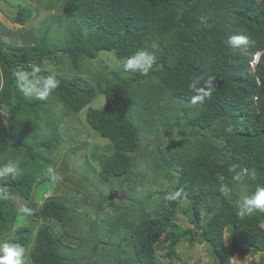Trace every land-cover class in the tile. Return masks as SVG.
Listing matches in <instances>:
<instances>
[{
  "label": "trees",
  "instance_id": "1",
  "mask_svg": "<svg viewBox=\"0 0 264 264\" xmlns=\"http://www.w3.org/2000/svg\"><path fill=\"white\" fill-rule=\"evenodd\" d=\"M58 1L30 0L11 19L24 26L57 9L35 30L38 43L0 35V168L19 161L22 169L15 178L0 176V239L24 217L35 186L52 182L50 167L72 180L56 156L65 143L61 127L88 107L79 122L108 142L99 176L120 179L127 200L71 195L58 180L40 215L62 230L56 234L45 222L34 229L37 218L16 228L10 242L28 249L33 264H160L158 245L173 260L186 243L206 245L213 264L249 254L264 264V211L245 215L239 202L264 188V0ZM236 35L247 44L231 45ZM139 51L155 56L147 75L124 69ZM104 52L123 64L84 79L78 71ZM54 60L78 71L47 72ZM49 78L56 87L46 90ZM207 87L211 96L193 103ZM101 96V106H90ZM142 161L158 177L148 179ZM151 180L162 187L138 196L137 185ZM107 205L115 214L101 221L81 211L90 206L98 216ZM179 213L189 225L178 222Z\"/></svg>",
  "mask_w": 264,
  "mask_h": 264
},
{
  "label": "rangeland",
  "instance_id": "2",
  "mask_svg": "<svg viewBox=\"0 0 264 264\" xmlns=\"http://www.w3.org/2000/svg\"><path fill=\"white\" fill-rule=\"evenodd\" d=\"M28 1L30 0H0V35H2L3 39L7 41H14L16 44L33 45L35 43H38V39L34 35L35 30L38 28V26H40V24L43 23V20L49 13H55L57 9L44 11V14H42L38 18L29 20L24 26L11 22V19L15 15L19 6H25ZM47 1H52L54 3L59 2L58 0ZM63 3L64 1L60 3L59 11H61V6ZM55 20L56 19L54 18V22ZM52 36H54V33H52ZM256 54L257 52L252 56V59ZM100 59L101 60L95 61L89 66H85L83 72H79L76 68L67 69L72 72L78 71V73L84 79L92 80L93 73L95 71L99 72L103 70L104 66L107 65L109 68H114L119 67L123 64L122 62L117 60L114 55L108 54L106 52L101 54ZM85 64L87 65L88 63ZM64 68L65 67L58 65L56 60H54L53 62H48L45 66L47 72H50L52 74L64 73L65 71H67V69L64 70ZM0 82L2 83V81ZM103 102L104 98L103 96H101L100 98L94 100L90 104V106L99 107L103 104ZM60 106L61 105L59 103H56L54 105V108L59 109ZM87 109L88 107L85 108L81 113H79V120H77V118H74L73 120L67 118V122H64L61 127V131L63 132L62 135L65 138V143L63 144L64 147H62L56 153V156L59 159V163L62 162L66 172L70 175H73L72 180H64L61 177L63 189L69 190L70 192H72L71 195L75 196L88 195L90 197H95L100 193H104L110 200H114L116 202H119L120 199L127 200V197L123 194L122 187L118 185V183H120V179L118 183H109L101 179V177L99 176V154L108 151V142L107 140L97 136L95 132H93L89 127H85L82 123L79 122L81 120H85ZM147 142H156L155 144H158L157 141L152 140H143L142 144H145ZM140 167L147 173L148 179L150 177H158L159 175L158 172H156L152 167L150 161H142ZM55 171L58 173L57 170ZM79 179H85L87 184L81 183L80 181H78ZM161 180H164V178H161ZM161 187L162 185L159 182L151 180L144 185H137L136 193L142 198L144 195H147L150 190H152V192L157 191ZM56 190L57 184L50 181L44 183L43 185H37L33 192L32 202L30 201L25 207L26 210L24 217L18 221L16 227L7 235L5 239H0V243H3L5 241L11 242L15 236L16 228H18L22 224H29L32 220H36L38 218V224L34 225V229H37L38 225L44 223L45 219H43L40 215L39 204L43 201V193L52 196V194L56 193ZM91 193L93 194V196L89 195ZM57 194H60V192H58ZM11 199L17 200L18 198L16 195H11ZM245 200L246 196L242 195L239 200L241 206H243ZM187 202V199H185V206ZM93 210L95 209L90 206H83L81 208L82 212L88 213L86 217L88 221L92 219H98V221H101L106 215L112 216L115 214L114 209L112 207H108V205L104 208L103 212H100V214H98V216L94 214V212H92ZM177 219L182 226L189 225L188 219L184 214L179 213ZM48 223L51 226L55 227L56 234L63 228L62 226H60V224H54V222ZM80 223L81 231L88 233V230L90 229L89 223H86V220H83ZM92 234L95 235V230L92 231ZM76 242L78 244V241ZM73 245L76 246V244ZM157 250L158 255L161 256L160 264H213V259L209 254L206 245H204L203 243H196L194 246H189L188 243H186V245H180L177 250L180 257L175 256L173 260L163 256L164 250H162L159 245L157 246ZM26 252L27 264H31L29 250L27 249ZM254 257L255 256H253L252 254L246 256L233 255L232 262L233 264H254Z\"/></svg>",
  "mask_w": 264,
  "mask_h": 264
},
{
  "label": "clouds",
  "instance_id": "3",
  "mask_svg": "<svg viewBox=\"0 0 264 264\" xmlns=\"http://www.w3.org/2000/svg\"><path fill=\"white\" fill-rule=\"evenodd\" d=\"M228 42H230L231 45L233 46H238L242 44H247L248 41L245 36L236 35V36L230 37ZM260 55H261V51H258L255 57L250 60V67L252 71L255 70V66L259 61ZM154 62H155L154 55H152L151 53L147 51H139L134 56L127 59V62L124 64V69L125 71H133V72L139 71L142 75H147L150 69L152 68ZM34 74L36 73L33 72L32 75ZM20 78L25 79L24 76H21ZM55 87H56V81H54L53 79L49 78L45 82L46 90H50ZM211 92H212V89L209 87H207V89L201 88L198 91L197 95L192 97V102L195 103L197 101H203L206 97L211 96ZM46 95H47V91H45L44 93H41L39 98L43 99ZM15 162H16L15 164L9 163L5 165L4 167L0 168V176L7 177L9 176V174H11V176L15 178L17 175L21 174L22 169L18 167L20 162L19 161H15ZM48 174L53 183H56L58 180L61 179V177L51 167L48 169ZM254 175L255 174L253 173V178H254ZM43 184L44 183H42L41 185ZM37 185H40V184H37ZM180 195L181 193L177 191L172 196H170L169 199H175L179 197ZM49 197H50L49 195H46L45 193H43V198H42L43 201L40 202L39 204L40 209H41L43 202ZM258 210L264 211V188H259L252 197L247 198L244 201L243 214L251 215L254 211H258ZM26 254H27L26 249L24 248L23 245L19 243H10L7 241L0 243V264H27ZM29 257H30V253H29ZM30 261H31V257H30ZM31 264H33L32 261H31Z\"/></svg>",
  "mask_w": 264,
  "mask_h": 264
},
{
  "label": "bare ground",
  "instance_id": "4",
  "mask_svg": "<svg viewBox=\"0 0 264 264\" xmlns=\"http://www.w3.org/2000/svg\"><path fill=\"white\" fill-rule=\"evenodd\" d=\"M141 2V1H140Z\"/></svg>",
  "mask_w": 264,
  "mask_h": 264
}]
</instances>
